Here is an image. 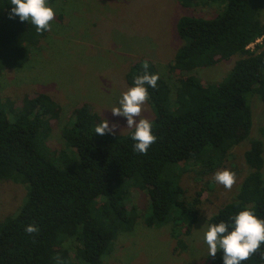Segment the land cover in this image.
Wrapping results in <instances>:
<instances>
[{"label":"trees","instance_id":"trees-1","mask_svg":"<svg viewBox=\"0 0 264 264\" xmlns=\"http://www.w3.org/2000/svg\"><path fill=\"white\" fill-rule=\"evenodd\" d=\"M177 2L183 8L214 6L215 13L177 21L181 45L164 72L147 61V71L160 77L157 87H148L157 139L147 154L134 151V129L96 134L103 121L83 104L72 110L61 129L62 146L53 151L47 141L60 105L47 94L25 95L20 102L0 95V180L27 188L18 212L0 221V264H101L117 235L133 232L138 213L128 208L130 188L145 192L147 227L170 224L173 235L189 234L200 193L186 201L180 186L185 168L198 176L212 174L244 141L248 172L208 226L234 224L232 218L246 208L264 220V125L259 136L250 137L252 99L264 107V0ZM11 7V0H0V94L4 72L22 68L48 33L18 16L10 19ZM234 55L239 58L220 83L205 84L192 74ZM145 61L130 64L125 74L130 88L144 74ZM29 225L39 232L27 233ZM208 264H224L223 252ZM243 264H264V244Z\"/></svg>","mask_w":264,"mask_h":264},{"label":"rangeland","instance_id":"rangeland-1","mask_svg":"<svg viewBox=\"0 0 264 264\" xmlns=\"http://www.w3.org/2000/svg\"><path fill=\"white\" fill-rule=\"evenodd\" d=\"M51 6L56 12L51 31L31 50L22 68L4 72L0 95L20 102L25 95L47 94L60 105V119L52 123L47 141L53 151L62 146L61 129L72 110L82 104L102 121L108 120L110 127L119 125L115 134L128 132L127 119L114 116L111 110L119 106L122 94L130 88L125 82L130 64L146 60L162 72L181 45L177 21L183 16L210 17L215 13L214 6L183 8L177 0H55ZM260 19L264 23V5ZM238 58L234 55L213 66L196 68L192 74L205 84L220 83ZM251 106L250 137H254L264 125V107L256 98ZM140 118H153L147 102ZM260 140L264 144V138ZM247 146V141L235 146L229 161L218 170L236 173L231 190L215 181L218 171L198 176L184 164L179 166L186 169L180 178L186 201L200 193L197 220L189 234L179 230L173 235L170 224L147 227L145 192L130 188L128 208L134 207L138 213L133 232H120L101 264H208L211 256L204 239L208 220L235 197L248 172L243 161ZM25 190L26 185L0 180V221L18 212L26 199Z\"/></svg>","mask_w":264,"mask_h":264},{"label":"clouds","instance_id":"clouds-1","mask_svg":"<svg viewBox=\"0 0 264 264\" xmlns=\"http://www.w3.org/2000/svg\"><path fill=\"white\" fill-rule=\"evenodd\" d=\"M10 19L19 17L21 22L28 21L35 26L38 33L51 31V24L56 12L49 0H11ZM144 74L134 77V86L122 94L119 106L111 112L114 116L127 119V129H134L132 135L134 151L147 154L149 147L156 142L152 123L147 118H140L143 107L149 99L148 87H157L159 74H150L147 61L143 64ZM139 118L138 122L137 119ZM119 125H109L108 120L96 126V134L115 135ZM218 184L231 190L236 183V173L231 170L218 171L214 177ZM234 224L220 222L208 226L205 232V242L208 245L209 256L215 258L218 251L223 252L224 264H243L244 261L256 254L264 244V220L259 219L254 210L246 208L233 218ZM231 228V230H230ZM25 231L29 234L39 232L35 225H29ZM59 260V258H56Z\"/></svg>","mask_w":264,"mask_h":264},{"label":"built area","instance_id":"built-area-1","mask_svg":"<svg viewBox=\"0 0 264 264\" xmlns=\"http://www.w3.org/2000/svg\"><path fill=\"white\" fill-rule=\"evenodd\" d=\"M252 46V45H251Z\"/></svg>","mask_w":264,"mask_h":264}]
</instances>
